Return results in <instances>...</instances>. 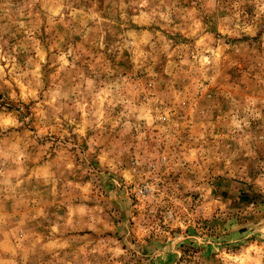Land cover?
I'll return each mask as SVG.
<instances>
[{
  "label": "rangeland",
  "instance_id": "374dc122",
  "mask_svg": "<svg viewBox=\"0 0 264 264\" xmlns=\"http://www.w3.org/2000/svg\"><path fill=\"white\" fill-rule=\"evenodd\" d=\"M0 264H264V0H0Z\"/></svg>",
  "mask_w": 264,
  "mask_h": 264
}]
</instances>
